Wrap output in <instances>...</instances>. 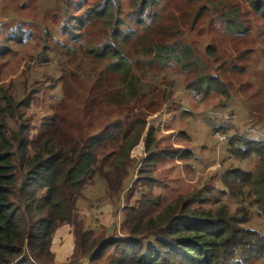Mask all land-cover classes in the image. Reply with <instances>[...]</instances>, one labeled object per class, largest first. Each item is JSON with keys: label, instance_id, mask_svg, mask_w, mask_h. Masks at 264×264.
<instances>
[{"label": "rangeland", "instance_id": "obj_1", "mask_svg": "<svg viewBox=\"0 0 264 264\" xmlns=\"http://www.w3.org/2000/svg\"><path fill=\"white\" fill-rule=\"evenodd\" d=\"M227 20L241 22L240 31L229 30ZM178 39L197 52L198 67L176 55H158L160 43ZM113 49L124 54L137 77L136 98L123 92L124 66L110 54ZM202 74L211 81L210 90L194 82ZM0 88L24 101L18 119L5 116L13 130L15 122H23L34 140L41 132L50 134L56 119L65 120L62 133L78 128L87 140L104 137L92 149L96 166L109 172L111 182L122 168V184L130 180L111 198L120 213L116 230L91 229L84 255L75 238L65 264H118L119 251L131 254L125 239L137 243L156 231L130 234L125 215L137 210L145 223L176 200L190 199V209L248 216L240 226L264 234V216L245 189L221 181L227 168L254 171L261 164L257 154L241 157L238 145L228 143L235 134L264 140V20L247 0H0ZM132 141L130 149L121 148ZM97 180L83 188L84 197L102 195L105 184ZM94 202L80 199L77 205L93 217ZM76 220L67 223L74 235ZM109 238L112 243L89 260L97 244ZM250 246H242L244 252ZM244 264H264V251Z\"/></svg>", "mask_w": 264, "mask_h": 264}, {"label": "trees", "instance_id": "obj_2", "mask_svg": "<svg viewBox=\"0 0 264 264\" xmlns=\"http://www.w3.org/2000/svg\"><path fill=\"white\" fill-rule=\"evenodd\" d=\"M247 1L255 16L264 20V0ZM241 25L239 21L226 22V27L231 31L239 32ZM157 51L158 55H176L183 62L198 67L197 52L179 39L171 43H160ZM110 54L117 56L124 66L119 76L120 83L126 86L123 92H128L130 99L136 98L140 91L134 86L137 77L131 75L130 64L118 50L113 49ZM194 82L206 83L207 89H211V81L205 74L199 75ZM191 84L192 81L187 87ZM194 87L196 90L200 88L196 85ZM23 105L24 101H16L13 95L0 88V264H36L39 259L53 261L51 240L54 231L62 224L76 220L75 217L84 221L82 214L77 215L78 200L85 199L83 188L93 180L103 181L104 192L97 196L100 200L105 197L110 200L115 192L124 188L122 179L126 172L123 168L120 173L116 172L117 178L111 182L107 177L109 172L104 173L102 168L96 166L97 157L92 148L104 137L98 138L95 134L87 140L80 135L78 128L75 131L64 130L65 133H62L65 120L56 119V127L50 134L44 131L38 138L31 140L25 123L15 122L16 129L13 130L5 120V116L18 119L16 110ZM213 131L218 132V129L214 127ZM57 133H61L60 138L55 137ZM240 136L243 139L238 138ZM228 143L238 145L235 150L240 152L241 157L250 153L257 154L261 164L254 171L239 167L227 168L221 174V181L229 188L232 187L231 182H234L240 190L245 189L247 198L264 216V140L235 134L229 137ZM127 144L121 148L126 146V149H130L135 142ZM106 186L112 191L111 195L106 194ZM190 202V199L181 202L176 200L175 205H167L156 219L150 217L145 223L137 210L132 209L123 219L130 234L144 235L150 228L156 231L140 238L137 243L131 238L125 239L131 254L122 256V251H119L115 261L118 264H244L245 259L262 254L264 234L240 226L248 216L243 218L241 215H230L225 209H190ZM142 223L145 225L140 227ZM116 224L114 222L115 227ZM75 225V238L80 240L79 254L84 255L89 250L85 248L88 241L86 236L93 229H82L83 222L81 224L77 220ZM98 230L106 233L105 230ZM112 241L109 238L108 243L99 242L89 260L98 258ZM94 243L91 240V244ZM249 244L251 246L244 252ZM242 246H245L244 250Z\"/></svg>", "mask_w": 264, "mask_h": 264}, {"label": "crops", "instance_id": "obj_3", "mask_svg": "<svg viewBox=\"0 0 264 264\" xmlns=\"http://www.w3.org/2000/svg\"><path fill=\"white\" fill-rule=\"evenodd\" d=\"M130 184V180L127 185L124 186V189ZM103 186V183H102ZM104 191V187L102 188ZM91 199L95 202L90 204L93 207L96 204V207L93 208V213L96 216L91 214L85 215L81 213L79 209V213L83 215L84 225L88 229H101L105 231L114 230L115 225L114 222L118 223L120 218V213L117 214L116 209H114V204L111 202V199L100 200L94 199V197L85 196V199ZM112 209V212H110ZM116 216L114 215V211ZM73 227L69 224H63L59 228L56 229V232L52 235L51 240V251L53 252L54 258L52 264H65L67 259L71 257L75 250V235L73 233ZM55 235V236H54Z\"/></svg>", "mask_w": 264, "mask_h": 264}, {"label": "built area", "instance_id": "obj_4", "mask_svg": "<svg viewBox=\"0 0 264 264\" xmlns=\"http://www.w3.org/2000/svg\"><path fill=\"white\" fill-rule=\"evenodd\" d=\"M75 264H78V263H75Z\"/></svg>", "mask_w": 264, "mask_h": 264}]
</instances>
